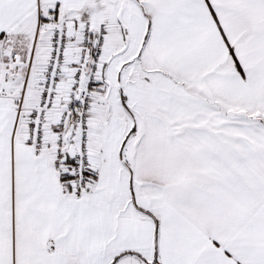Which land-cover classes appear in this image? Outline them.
<instances>
[{
  "label": "snow or ice",
  "instance_id": "6c2138e0",
  "mask_svg": "<svg viewBox=\"0 0 264 264\" xmlns=\"http://www.w3.org/2000/svg\"><path fill=\"white\" fill-rule=\"evenodd\" d=\"M0 264H264V0H0Z\"/></svg>",
  "mask_w": 264,
  "mask_h": 264
}]
</instances>
